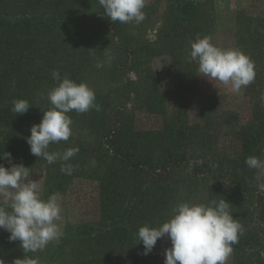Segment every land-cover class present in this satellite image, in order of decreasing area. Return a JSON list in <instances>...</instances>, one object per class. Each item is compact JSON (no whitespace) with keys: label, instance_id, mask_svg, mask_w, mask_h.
Returning <instances> with one entry per match:
<instances>
[{"label":"trees","instance_id":"16d2710c","mask_svg":"<svg viewBox=\"0 0 264 264\" xmlns=\"http://www.w3.org/2000/svg\"><path fill=\"white\" fill-rule=\"evenodd\" d=\"M103 12L98 0H0V155L10 152L14 163L31 168L30 177L44 174L43 199L81 181L96 184L94 218L69 224L59 240L29 255L41 264H161L163 238L145 256L139 228L166 222L179 203L224 198L243 226L232 264H264V169L245 163L249 156L264 160V13L238 11L230 30L235 47L255 63L245 89L251 115L241 121L202 90L198 62L190 58L197 35L214 38L211 0L147 3L138 25L111 22ZM157 23L149 43L144 33ZM161 55L174 69L173 92L162 89L151 67ZM53 71L87 83L100 105L69 113L73 135L49 147L80 149L67 162L75 166L72 175L61 172L64 162L49 165L32 155L27 143L51 107ZM14 99L33 106L18 115ZM138 112L153 115L156 126L138 125ZM8 237L0 230V259L12 264L25 253Z\"/></svg>","mask_w":264,"mask_h":264},{"label":"clouds","instance_id":"9594fccd","mask_svg":"<svg viewBox=\"0 0 264 264\" xmlns=\"http://www.w3.org/2000/svg\"><path fill=\"white\" fill-rule=\"evenodd\" d=\"M103 16L111 22L140 24L146 18L144 9L147 0H98ZM191 60L198 62L199 76L218 80L232 91L239 93L250 85L256 76L255 63L238 48L224 49L213 43L210 35H197L191 44ZM104 64L98 62L97 68ZM57 86L47 94L51 107L44 111L41 122L33 125L27 138L32 155L43 158L49 165L61 164V172L72 175L75 166L67 163L78 152V147L63 152L49 151L53 143L67 141L73 135V120L69 113H87L100 110L96 93L87 83H77L59 71L52 72ZM210 78V79H209ZM33 105L25 99H14L11 111L23 115ZM0 161V196L7 206H0V229L9 233V242H20L24 258L12 264H41L39 257L29 253L42 252L49 243L59 240L63 232L58 221L63 209L57 194L42 198L39 181L30 178V169L13 161L10 152H3ZM251 169H264V160L249 156L245 160ZM264 190V185L260 186ZM243 231L240 219L233 216L232 205L224 198L209 202H182L172 209L169 220L157 227L149 224L139 228L137 238L143 243V255L151 254L157 241L167 237L171 247L164 250V264H227L233 247ZM0 264H5L0 259Z\"/></svg>","mask_w":264,"mask_h":264},{"label":"rangeland","instance_id":"374dc122","mask_svg":"<svg viewBox=\"0 0 264 264\" xmlns=\"http://www.w3.org/2000/svg\"><path fill=\"white\" fill-rule=\"evenodd\" d=\"M215 7L216 29L213 43L221 48L229 49L235 47V37L230 30L234 28V22L238 11L247 9L254 15L264 13V0H211ZM164 3L165 0H147V3ZM160 23L154 24L145 31V40L154 43L157 38V31ZM152 69L159 75V83L163 90L173 92L174 90V69L167 55L155 57L151 61ZM201 75V74H200ZM135 79L134 75L129 76ZM202 78V90L218 96L220 104L230 111H236L241 121H246L250 115L249 99L245 95V88L239 93L232 91L230 86H225L218 80H207ZM198 99H195L196 101ZM131 107V104H130ZM137 122L141 127L156 126V118L147 113H137ZM35 181L44 185V174L31 176ZM96 193V184L89 181L74 183L71 189L64 195H59V203L63 209L62 218L57 223L61 226L64 233L66 227L78 225L81 222L91 221L94 216V204H91L90 198ZM5 198L0 196V206H5ZM3 230V229H0ZM4 231V230H3ZM171 247L170 240L167 237L162 239L158 251L159 262L164 264V250ZM227 264H232V258L229 257Z\"/></svg>","mask_w":264,"mask_h":264}]
</instances>
